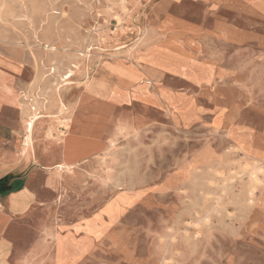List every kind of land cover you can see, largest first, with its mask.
<instances>
[{"label":"rangeland","instance_id":"1","mask_svg":"<svg viewBox=\"0 0 264 264\" xmlns=\"http://www.w3.org/2000/svg\"><path fill=\"white\" fill-rule=\"evenodd\" d=\"M200 1L185 0L175 5L173 11L188 19L198 18L205 2ZM255 1L257 9L262 8L264 13V0ZM167 3L0 0V51L19 63L21 108L24 102L30 113L36 107L35 112L42 115L33 131L35 147L25 152L21 149L28 132L23 120L24 131L19 130L22 136L15 135L13 140L17 154L28 157L36 151L39 159L44 140L61 143L56 137L82 135L74 128L83 120L82 107L76 117H71V113L58 111L56 100H44L45 96L59 94L70 112L87 91L86 82L89 90L95 89L106 98L113 86L121 83L122 69L141 75L142 79L125 88L130 91L129 97L124 92V97L116 98L121 101L119 111L146 113L155 121L152 131L159 130L163 119L159 108L154 103L146 105L143 100L154 102L159 98V82L149 80L145 73L150 69L149 62L156 58L160 64L164 57L160 44L167 33L159 30L152 14L160 5L171 4ZM240 23L249 30H262L264 35V23L260 27L258 22ZM71 69L73 73L68 79L65 75ZM247 77L249 93L258 86L264 95V75L255 86L250 83L259 76ZM171 82L176 84L175 78ZM183 92L195 98L199 94L196 90ZM201 102L202 107L187 108L178 117V143L169 140L167 147L161 148L153 141L144 146L138 137L140 132L122 131L126 139L115 142L101 158L108 174L110 170L107 179H103L105 184L95 190L88 187L84 194L90 196L97 191L104 202L125 198L118 216L119 225L127 228L118 241L125 247L121 253L136 264H264V158L254 154L255 150L264 152V142L256 149L254 137L255 130L264 131V115L250 109L245 115L250 122L247 130L253 132L248 134V141L253 138L249 143L252 151L249 147L246 154L239 149L241 139L234 137V131L241 127L235 121L240 115L239 105L231 107V120L213 123L203 120L210 117L204 116V112H210L212 107L204 100ZM107 114L102 116V122ZM168 126L174 129L175 124L169 121ZM77 144V155L86 151ZM251 156L260 161L255 162ZM45 161L50 163L51 158L45 156ZM90 203L88 215L97 209Z\"/></svg>","mask_w":264,"mask_h":264},{"label":"crops","instance_id":"2","mask_svg":"<svg viewBox=\"0 0 264 264\" xmlns=\"http://www.w3.org/2000/svg\"><path fill=\"white\" fill-rule=\"evenodd\" d=\"M183 1L167 0L171 4L160 5L152 14V21L158 22L159 30L167 34L161 37L160 48L165 51L162 62H149L150 69L145 73L149 80L159 82V98L143 103H154L159 108L161 127L152 131L155 121L150 115L121 113L119 102L90 90L97 97L82 104L87 115L78 131L91 135L96 149L75 157L72 164L79 163L72 170H57L56 165L69 162L65 146L56 141L41 143L43 152L39 159L36 151L28 157L17 154L13 140L15 135L22 136L19 130L24 131L19 63L0 51V180L7 184L0 191V264L137 263L121 253L125 247L118 238L127 227L119 225L120 216L107 211L110 204L118 202L116 198L104 202L97 191L84 195L88 187L95 190L103 186V179L110 175L99 155L107 153L110 138L119 143L126 139L120 123H139L138 137L144 146L154 141L164 148L169 140L180 142L176 122L187 108L202 107L204 100L212 109L204 112L210 117L203 120L226 123L232 117L231 107L239 105L240 115L235 121L241 127L234 131V137L249 146L253 138L248 141V134L253 132L247 130L250 122L245 115L249 109L264 115V95L258 86L249 93L247 76H259L250 83L255 86L264 75V35L262 30H249L240 22H258L260 27L264 23L262 8L257 9L255 0H203L201 16L188 19L173 11ZM173 78L176 84L171 82ZM184 89L199 94L189 97ZM104 109L108 114L102 122L99 113ZM169 121L175 124L174 129L169 128ZM254 137L258 149L264 142V131L255 130ZM45 156L51 158L50 163ZM89 202L97 209L88 215Z\"/></svg>","mask_w":264,"mask_h":264},{"label":"bare ground","instance_id":"3","mask_svg":"<svg viewBox=\"0 0 264 264\" xmlns=\"http://www.w3.org/2000/svg\"><path fill=\"white\" fill-rule=\"evenodd\" d=\"M167 1V0H166ZM50 2V1H49ZM32 4V3H31ZM168 4V3H167ZM23 5V3H22ZM47 5V4H46ZM169 5V4H168ZM167 6V5H166ZM26 7V6H25ZM32 7V6H31ZM49 7V6H48ZM33 8V7H32ZM4 9V8H3ZM30 9V8H29ZM2 11V10H1ZM14 13V12H12ZM20 13V12H19ZM18 13V14H19ZM16 14V13H15ZM66 14V13H65ZM14 16H17L14 15ZM12 18V17H11ZM14 18V17H13ZM7 19V18H6ZM9 19V18H8ZM20 19V18H19ZM24 20V19H23ZM26 20V19H25ZM1 21V20H0ZM4 22V21H3ZM33 25V24H32ZM73 30V29H72ZM27 41V40H26ZM13 43V42H12ZM18 43V42H17ZM29 46V45H28ZM46 47H50L48 44ZM67 47V46H66ZM51 49H56L55 47H52ZM65 50V49H64ZM33 53V52H32ZM34 55V54H33ZM35 57V56H34ZM64 58V57H63ZM155 62L158 63V60H156L155 58ZM159 64V63H158ZM123 71V79H121V83L120 84H117V85H114L113 88L111 89V91L109 92L108 96H106V98H108L109 100H114L116 102H121V101H117L116 98H119V97H124L123 96V93L125 92V95L127 97L130 96V91L128 89H125L127 86H130L132 84H134L135 82L139 81L142 79V76L141 75H137V74H134V73H131L130 71H128L127 69H122ZM72 69L66 73L65 77L70 79L71 76H72ZM141 76V77H140ZM141 83V81L139 82ZM144 83H149V81H146ZM86 88H87V91L84 92V94L78 99V101L72 106L70 112H69V109L64 103H63V100L62 98L60 97L59 94L57 93H47L48 95L44 97V100H51V98L53 100H56L57 102V108H58V111L59 112H63L65 114H68V113H71V117H76V113H77V110L79 107H82V104L84 103V101L86 100V97L87 99H91L94 97H92V94L89 90L90 88V85H89V82H86L85 84ZM91 94V95H90ZM121 95V96H120ZM35 98L37 99L36 101H39L37 95H34ZM23 103V109H22V113H23V120L25 119L26 120V128H27V136H26V142L24 144V146L22 147L21 151L22 152H25V151H28V149L30 148H34L35 147V142H34V137H33V131H34V127H35V122L36 120H38L39 118L42 117V115H39L36 111V107L32 108L31 110V113L29 112V108L28 106H24V102ZM34 110V112H33ZM108 113V111L106 109L102 110L99 114L101 115V118L104 114ZM50 114H53V113H50ZM80 114L82 115L83 119H84V116L87 115L85 113V108H81L80 109ZM100 121V119L98 120ZM82 122V121H81ZM119 126H121L122 130H130V132H138V127H139V123H136L135 124H128V123H121L119 124ZM74 128H78V127H74ZM104 129V128H103ZM90 130L93 131L94 130V124L92 123V125L90 126ZM67 134V133H66ZM82 134V133H81ZM81 136V137H79ZM79 136H74L73 138H69V137H66V138H62V137H56L57 139H61L62 142L59 143V144H62L65 146V155H66V160L69 162L68 164H58L56 165V167L58 168V170H63L64 168L67 169V170H72V166L74 165H77L79 162H74V164H72V160L75 158V157H78V156H85V155H88L90 153H92L96 148L94 147V138L91 137V135H86V134H82V135H79ZM110 142V146L107 150V152L111 151L112 150V146L114 145L115 141L114 139L110 138L109 140ZM77 143H80L82 145L83 148H87L85 152H82L80 153L79 155H77L76 153V147L75 146H78ZM93 145V146H91ZM92 148H91V147ZM239 149H242L243 152H245L246 154L249 153L248 150H249V146H246L244 143L241 144V146L239 147ZM251 150V149H250ZM252 151V150H251ZM254 153V152H253ZM264 152H262L261 150H255V155L256 156H261L264 158ZM71 156V157H70ZM100 158H104V155H99ZM259 157H252L251 158H254L256 161L255 162H258L260 161ZM264 161V160H263ZM71 163V164H70ZM89 174V173H88ZM261 182V181H260ZM107 185V183H106ZM251 194H253V190L250 192ZM122 202H125V198H120V201L118 202H115L113 204H110L108 207H107V211L112 215V216H117L121 213V210H122ZM128 201H126L127 203ZM165 256V255H163ZM157 258V257H156ZM155 258V259H156ZM163 259V258H162ZM165 259H167V256L165 257ZM165 259L162 260V262L165 261ZM157 261V260H156ZM161 262V261H160Z\"/></svg>","mask_w":264,"mask_h":264},{"label":"water","instance_id":"4","mask_svg":"<svg viewBox=\"0 0 264 264\" xmlns=\"http://www.w3.org/2000/svg\"><path fill=\"white\" fill-rule=\"evenodd\" d=\"M4 185H7L6 182L0 180V191L4 188Z\"/></svg>","mask_w":264,"mask_h":264}]
</instances>
